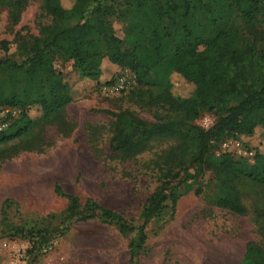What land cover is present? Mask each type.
<instances>
[{
    "label": "rangeland",
    "instance_id": "1",
    "mask_svg": "<svg viewBox=\"0 0 264 264\" xmlns=\"http://www.w3.org/2000/svg\"><path fill=\"white\" fill-rule=\"evenodd\" d=\"M61 2L69 6L73 0ZM16 13L12 16L9 7L0 5V42H11L8 52L0 44V60L22 61L15 40L30 42L51 22L41 0H27ZM109 21L116 36L126 40V24L114 16ZM233 24L247 31L237 14ZM258 29H264V21ZM130 46L126 41V47ZM258 46L264 50V42ZM53 64L73 98L65 115L76 125L68 137L54 124H38L32 128L33 135L0 138V264H131L129 244L135 233L124 234L116 225L96 219H69V203L55 192L57 183L66 193L79 197L82 204L91 198L134 226L143 222L148 199L167 184L168 192L176 197H169L161 213L149 221L148 238L137 264H240L247 244L261 239L263 187L248 180L228 182L216 164L198 174L193 167L186 172L183 167L176 168L178 175L173 180L143 167L155 152L167 151L176 144L174 140L154 143L151 151L134 161L112 158L114 113L130 111L143 120L157 122L168 114L162 101L165 88L175 99L183 100L195 97L196 84L176 71L169 72L167 85H159L154 74L148 84H140L129 68L107 57L95 80L75 70L71 60L56 56ZM1 111L0 120L6 124L1 133L8 136L18 129L24 112L32 121H39L44 114L40 105H31L25 111L21 107ZM206 118L214 123L218 115L204 110L185 130L193 132V126L208 129L204 127ZM99 127L103 128L100 140L93 142V130ZM38 136L46 145L43 151H37V147L17 149L20 142L37 141ZM225 142L233 143L230 151L224 148ZM235 142L252 150L254 156L235 152ZM212 153L214 159L231 154L254 163L256 153L264 154V127L216 143ZM226 190L239 192L245 214H235L217 204Z\"/></svg>",
    "mask_w": 264,
    "mask_h": 264
},
{
    "label": "trees",
    "instance_id": "2",
    "mask_svg": "<svg viewBox=\"0 0 264 264\" xmlns=\"http://www.w3.org/2000/svg\"><path fill=\"white\" fill-rule=\"evenodd\" d=\"M41 1L50 24L30 42L15 40L22 61L0 60V110L21 107L25 111L31 105H40L44 114L39 121H32L24 112L16 132L10 136L0 133V138L33 135L32 128L38 124H54L68 137L76 125L65 115L73 98L53 60L56 56L71 60L75 70L95 80L107 57L129 68L140 84H148L154 74L159 85H167L169 72L176 71L197 86L195 97L183 100L175 99L165 88L162 101L168 114L157 122L143 120L130 111L114 113L112 158L134 161L151 151L154 143L174 140L176 144L167 151L155 152L143 167L173 180L178 175L176 168L183 167L186 172L193 167L198 174L216 164L226 181L248 180L264 188V154L256 153L254 163H249L231 154L214 159L212 153L214 144L264 127V50L258 46L264 42V29H258L264 21V0H73L69 6L61 0ZM26 2L0 0V5L9 7L16 17V11ZM236 14L246 32L233 24ZM113 16L126 24V40L116 36L109 21ZM126 41L132 46L126 47ZM0 44L9 51L10 41ZM204 110L217 113L213 125L208 129L193 126V132L185 130ZM102 130L94 128L93 142L100 140ZM39 138L37 144L24 140L17 149L37 147V151H43L46 145ZM166 185L148 199L143 222L138 226L91 198L82 204L79 197L66 193L58 183L54 190L67 198L69 219H96L116 225L124 234L135 233L129 254L130 263L137 264L148 238L149 221L161 213L165 201L174 194ZM217 204L235 214L247 212L236 190H226ZM259 235V241L247 244L240 264H264V221Z\"/></svg>",
    "mask_w": 264,
    "mask_h": 264
},
{
    "label": "built area",
    "instance_id": "3",
    "mask_svg": "<svg viewBox=\"0 0 264 264\" xmlns=\"http://www.w3.org/2000/svg\"><path fill=\"white\" fill-rule=\"evenodd\" d=\"M1 112L2 111L0 110V113ZM212 125H213V121L206 118L204 121V127L209 128ZM5 128H6V124L2 120H0V133L2 131H4ZM232 144H233L232 142H225L223 144V146L226 150L230 151L229 148H230V145L232 146ZM233 147L235 148V152L243 153V155L246 157H253L254 156V152L252 150L249 151V150L245 149L244 146H242V144L240 142H235Z\"/></svg>",
    "mask_w": 264,
    "mask_h": 264
}]
</instances>
